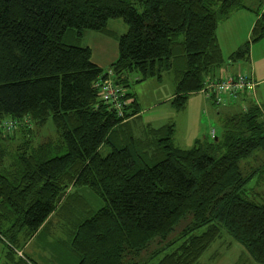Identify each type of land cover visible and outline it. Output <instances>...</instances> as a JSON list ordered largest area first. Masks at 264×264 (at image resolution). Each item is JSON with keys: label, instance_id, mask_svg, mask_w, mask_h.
<instances>
[{"label": "trees", "instance_id": "obj_1", "mask_svg": "<svg viewBox=\"0 0 264 264\" xmlns=\"http://www.w3.org/2000/svg\"><path fill=\"white\" fill-rule=\"evenodd\" d=\"M244 7L243 0H0L6 264H38L23 245L50 228L59 205L74 222L70 239L60 242L76 264H196L223 231L264 264V201L248 196L259 194L248 184L264 166H247L255 152L264 160L263 111L254 94L242 95L251 99L247 107L221 116L220 135L213 128L212 139H196L189 148L174 144L171 122L147 124L143 137L126 130L141 118L135 94L126 89L132 74L161 78L172 71L176 86L168 101L184 109L225 63L219 22ZM255 11L261 13L251 40L230 54V63L246 59L264 37V0ZM118 17L128 30L119 38L118 58L103 69L90 46L72 42L87 30L111 35L108 20ZM109 76L125 88L121 99L131 100L122 115L100 94L97 84ZM50 119L57 136L35 145L31 124ZM18 128L23 138L10 152ZM104 144L112 148L106 156ZM69 187H88L104 205L89 207L76 221L82 204L67 194Z\"/></svg>", "mask_w": 264, "mask_h": 264}, {"label": "rangeland", "instance_id": "obj_2", "mask_svg": "<svg viewBox=\"0 0 264 264\" xmlns=\"http://www.w3.org/2000/svg\"><path fill=\"white\" fill-rule=\"evenodd\" d=\"M259 2L260 0H243V3L246 6H254L255 8L258 7ZM107 27L113 32L111 35L87 30L84 32L81 40H74V42H72L73 44L82 46L89 45L92 49V61L99 63L103 69H107L111 62L118 58L119 38L128 30L127 24L121 17L110 18L108 20ZM237 35L238 33L231 35V37L230 33L225 35V40L223 42V56L225 59L233 49L231 48L233 46L231 43L233 42V37ZM72 40L73 38L71 41ZM228 63L229 61L227 59L224 65L227 66ZM243 64L247 65L246 62H243ZM136 78L140 79L135 80ZM175 86L176 80L172 71L165 72L161 78L155 76L146 79H142L139 74L133 73L131 81L126 89L135 94V97L141 107V118L137 121L130 122L129 127L126 130L134 134L135 137H143V130L146 128L147 124H151L152 126H161L162 124L171 122L174 123V144L181 148L192 147L197 137L202 139L206 138L207 141L212 139L213 137L210 136L211 128H215L217 135H220L222 132L221 121L215 117L214 111L208 119L205 114L200 113L201 106H199L197 111H195L191 105L180 111H176L169 103L164 101L165 98L174 94ZM203 95L204 94L202 93H197L196 96H198L197 98L203 100ZM262 119H264V113L262 114ZM31 128V135L34 138L32 141L35 145L57 136L55 125L51 119L45 126H38L35 123H32ZM14 135L16 139L8 141L10 152H14L16 150L18 141L23 138V134L19 131V128ZM111 150L112 148L110 145L104 144L100 149V153L101 155L106 156L111 152ZM256 153L259 152H255L253 156H251L247 166L254 168L263 165L264 160L261 156L262 153H260V155H255ZM261 175L263 177H259L257 175L248 184V188H252L256 185L258 179H260V183L254 187L260 196L255 193L252 195H250L251 193L248 194L250 197L249 199L257 202L264 201V194H262L264 193V166L261 171ZM67 192L68 195L76 194V197H79V201L77 202L82 204L81 209L75 214L74 219L76 221L81 220L86 215L85 212L89 209V207L97 210L104 205V201L88 187H69ZM64 211L65 210L61 208V205H59L55 213H53L49 219L50 228L43 231L39 235H36L23 245L24 253L34 262L38 264L77 263L75 258H71V255L68 253L66 244L60 242V240L67 241L70 239L69 233L74 227L73 221L70 223L64 218V215L67 214ZM180 228H182V226L176 228L175 232H178ZM19 255H22V252H19ZM6 261L4 245L0 241V264H6ZM196 264L259 263L251 257L243 245L232 238V236L226 231H223L222 235L210 245Z\"/></svg>", "mask_w": 264, "mask_h": 264}, {"label": "crops", "instance_id": "obj_3", "mask_svg": "<svg viewBox=\"0 0 264 264\" xmlns=\"http://www.w3.org/2000/svg\"><path fill=\"white\" fill-rule=\"evenodd\" d=\"M256 8L254 6H247L244 8L237 9L233 11L227 18L219 22L217 26V37L222 50V54L224 52L223 42L225 40V35L230 33L231 37V35L238 33L237 36L233 37V42L231 43L233 45L231 48L233 49L231 50V52L229 51L230 53L225 59V63L232 52L237 50L241 45H243L247 41L251 40L252 29L261 13L256 12ZM243 62H246L247 65H244ZM241 71L247 73L257 83L256 92L253 96L255 98L254 102L261 106L262 111L264 113V37L261 40L253 42L251 44L250 51L246 59H242L232 63L229 62L227 66H221L219 70H217V76L219 77L224 73L226 74L228 72ZM197 93L204 94L203 91L191 93L184 108L191 105V107L195 111H197L199 106H201L200 113L205 114L208 119L210 118V115H212L213 111L215 113V117H217V119H220L222 115H230L237 111H240V109L242 110L243 108L247 107L249 103V99H245L244 96H240L238 98H235L234 100H231V102L228 101L225 105L217 107L213 104L212 100H208L205 97V94L203 95V100L197 98ZM172 97L173 95L165 98L164 101L170 104L168 100ZM249 101H251V99ZM212 129L213 128H211V130ZM196 139H199V137H197ZM259 183L260 179H258V182L256 183V185H254V187H256Z\"/></svg>", "mask_w": 264, "mask_h": 264}, {"label": "built area", "instance_id": "obj_4", "mask_svg": "<svg viewBox=\"0 0 264 264\" xmlns=\"http://www.w3.org/2000/svg\"><path fill=\"white\" fill-rule=\"evenodd\" d=\"M100 88V94L106 101L115 104L119 115L123 114L125 106L131 101L130 99L122 100L125 88L115 83L111 76L105 78L97 84ZM257 83L245 72H228L216 78H208L206 85L203 87V93L207 98H213L215 103L225 105L228 101L234 100L244 94H254ZM11 125V124H9ZM214 136L215 130H211Z\"/></svg>", "mask_w": 264, "mask_h": 264}]
</instances>
